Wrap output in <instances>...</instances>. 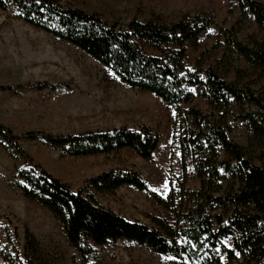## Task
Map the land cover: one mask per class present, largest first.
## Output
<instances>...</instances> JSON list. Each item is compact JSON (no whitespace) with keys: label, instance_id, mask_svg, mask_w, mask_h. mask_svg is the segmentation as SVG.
Masks as SVG:
<instances>
[{"label":"trees","instance_id":"16d2710c","mask_svg":"<svg viewBox=\"0 0 264 264\" xmlns=\"http://www.w3.org/2000/svg\"><path fill=\"white\" fill-rule=\"evenodd\" d=\"M241 16L252 17L264 29V3L238 0ZM0 8L14 10L33 27L84 50L111 70L126 85L152 92L177 111V143L184 173L192 160L199 187H182L183 206L176 210L174 194L163 197L150 190L141 173L130 169L104 172L86 180L99 191L125 185L147 190L159 204L173 209L175 226L154 218L158 228L126 218L101 205L92 194L72 187L45 170L22 147V140H40L62 155L109 154L129 148L151 159L160 135L149 126L118 127L58 135L45 131L16 134L0 123V144L18 161L13 187L45 206L57 217L69 243L86 260L94 245L124 239L169 256L166 264H264V167L247 156L229 136L236 114L264 142V89L239 86L216 68L187 69V44H196L212 23L210 19H183L166 24L132 19L123 28L96 13L64 5L60 0H0ZM236 29H226L227 54H240L264 73V40L244 43ZM32 89L49 91L67 87L37 82ZM211 108L206 113L193 105L195 94ZM25 87L8 86L6 89ZM187 104V108L181 106ZM7 244L0 243L4 264H43L42 246L28 228L23 239L17 227H7ZM231 242L232 246H228Z\"/></svg>","mask_w":264,"mask_h":264},{"label":"rangeland","instance_id":"374dc122","mask_svg":"<svg viewBox=\"0 0 264 264\" xmlns=\"http://www.w3.org/2000/svg\"><path fill=\"white\" fill-rule=\"evenodd\" d=\"M64 5L99 14L104 21L125 28L137 18L166 24L183 19H210L212 23L196 44H187L188 70L214 67L226 80L239 86L264 89V73L240 54H227L226 29H236L237 38L250 43L264 40V29L252 17L241 16L238 0H60ZM264 3V0H257ZM37 82L61 83L64 89H32ZM22 85L15 89L8 86ZM193 105L208 113V101L195 87ZM187 104L181 106L187 108ZM230 121V138L240 144L248 157L264 167V142L247 122ZM0 123L16 134L45 131L77 134L118 127L149 126L160 135L151 159L125 148L109 154L62 155L40 140H22V147L45 170L73 190L82 189L116 213L158 228L154 218L175 226L173 209L159 204L147 190L125 185L115 191H99L85 182L116 169L138 171L150 190L163 197L174 194L176 210L183 206L182 187L196 189L199 181L192 160L184 173L177 143V111L152 92L132 88L84 50L23 21L18 12L0 8ZM29 167L25 159L15 161L0 144V243L7 244V227H17L23 239L30 229L42 246L43 264H166L169 256L120 239L94 245L85 260L69 243L61 221L51 210L25 197L13 187L19 168ZM228 246H232L228 242ZM0 264H4L0 258Z\"/></svg>","mask_w":264,"mask_h":264}]
</instances>
